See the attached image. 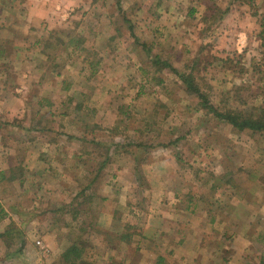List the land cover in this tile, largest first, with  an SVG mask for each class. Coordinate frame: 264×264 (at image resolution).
<instances>
[{"label": "rangeland", "instance_id": "374dc122", "mask_svg": "<svg viewBox=\"0 0 264 264\" xmlns=\"http://www.w3.org/2000/svg\"><path fill=\"white\" fill-rule=\"evenodd\" d=\"M0 51V264H264V133L163 64L264 108V0H0Z\"/></svg>", "mask_w": 264, "mask_h": 264}, {"label": "trees", "instance_id": "16d2710c", "mask_svg": "<svg viewBox=\"0 0 264 264\" xmlns=\"http://www.w3.org/2000/svg\"><path fill=\"white\" fill-rule=\"evenodd\" d=\"M130 28L131 31L132 27ZM163 64L169 66L171 70L178 74L179 78L185 85L186 90L197 97L199 106L204 109L206 113L211 114V116L217 120L231 125L238 131L249 130L252 132L264 133V108L255 109V112L249 113L234 108L219 110L210 102L206 94L200 91L199 86L193 81V76L191 73H178L176 70H174L171 64L167 62H164ZM6 215L7 212L0 202V221L4 219ZM5 233H7V231L1 233L0 236L4 237L6 235ZM125 237L126 235H120V238ZM80 245L82 247H78L76 243H71L64 249L60 255L59 261L55 264H91L83 257L84 243L82 241H80ZM153 264H163V257H156V260Z\"/></svg>", "mask_w": 264, "mask_h": 264}, {"label": "crops", "instance_id": "0c3cea01", "mask_svg": "<svg viewBox=\"0 0 264 264\" xmlns=\"http://www.w3.org/2000/svg\"><path fill=\"white\" fill-rule=\"evenodd\" d=\"M160 237V236H159Z\"/></svg>", "mask_w": 264, "mask_h": 264}]
</instances>
